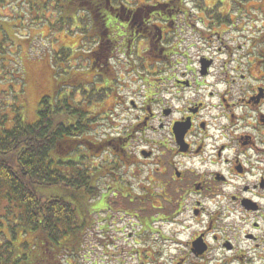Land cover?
Segmentation results:
<instances>
[{"label": "flooded vegetation", "instance_id": "flooded-vegetation-1", "mask_svg": "<svg viewBox=\"0 0 264 264\" xmlns=\"http://www.w3.org/2000/svg\"><path fill=\"white\" fill-rule=\"evenodd\" d=\"M192 16L190 10L178 9L168 16L147 14L138 24L145 32L150 28V35L154 33L152 25L158 27L152 46L155 50L161 47L160 53L141 57L144 61L152 64L178 55L176 65L184 68L178 67L177 74L166 78L170 83L157 86L171 98L156 99L158 93L152 89L156 87L150 83L143 103L129 101L139 115L123 135L114 136L123 138L125 147L98 149V153L110 152L127 167L119 173L103 170L96 184L92 181L98 189L94 198L100 203L99 211L105 213L98 220L100 229L106 233L109 223L121 220L114 216L117 212L135 217L129 235L136 264H264V80L258 78L250 84L245 74L237 80L228 70L237 60L245 64V41L243 45L225 44L220 38L223 32H230L227 22L212 15L207 31L210 36L217 35L224 47L194 59L198 67L209 60L205 74H200L198 67L191 68L190 55L175 52L180 42L166 35L172 33L176 38L181 25H193ZM197 18L201 22L200 14ZM129 21L126 16L120 22ZM193 30L200 35V29ZM221 54L222 68L213 72ZM258 60L263 61L260 79H264V55ZM245 77L246 82H239ZM108 88L113 89L111 85ZM175 101L180 102L178 107ZM155 102L163 103L157 112ZM137 130L143 143L151 145L139 153L129 151L128 145ZM165 130L168 138L153 137ZM132 167L147 168L144 182L132 183L134 175L128 170ZM106 208L114 215H107ZM151 209L157 213H147ZM103 239L97 241L105 249Z\"/></svg>", "mask_w": 264, "mask_h": 264}, {"label": "trees", "instance_id": "trees-1", "mask_svg": "<svg viewBox=\"0 0 264 264\" xmlns=\"http://www.w3.org/2000/svg\"><path fill=\"white\" fill-rule=\"evenodd\" d=\"M41 1L44 6L52 1V8L58 7L59 23L74 26L82 35L87 34L86 28H79L80 16L85 14L91 31L95 32L92 38L96 39L88 53L90 67L95 68L94 82L106 86L73 85L71 72L61 69L59 60L65 58L69 62L74 50L59 47L52 56L59 88L42 96L35 119L27 120L19 101L22 71L8 69L6 65L8 62L15 67L16 62L8 58L13 53L7 50L9 41L0 26V87L6 83L10 93L0 97V264H72L76 261L83 251L84 234L92 224L87 223L89 213L95 212L100 204L94 198L98 196V189L92 186V181L96 184L109 166L101 168L100 162L88 165L86 157H93L91 154H97L98 149L125 147L123 138L94 141L87 137L95 121L96 106L112 83L110 64L118 53L117 44L120 42L130 50L134 43L143 40L148 47L144 56L153 58L161 49L155 50L152 46L157 40L158 27L152 25L154 33L150 35V28L145 32L138 24L147 14L168 16L178 9L188 10L184 0H155L134 8L125 6V0ZM126 16L130 21L120 22ZM76 90L80 101L73 98ZM90 204L96 208L89 209ZM31 234L36 236L33 243ZM73 245L76 250L70 252Z\"/></svg>", "mask_w": 264, "mask_h": 264}, {"label": "rangeland", "instance_id": "rangeland-1", "mask_svg": "<svg viewBox=\"0 0 264 264\" xmlns=\"http://www.w3.org/2000/svg\"><path fill=\"white\" fill-rule=\"evenodd\" d=\"M157 1L161 2L164 0ZM154 2L155 0H125L124 5L134 8ZM184 3L186 9L193 14L190 20L193 25H181L175 33L176 38L173 37L172 33L166 36L171 41L180 42V48L175 49V52L182 55H190L192 65L188 66L191 68L198 67V63L194 59L198 58L201 53L210 55L214 48L224 47L220 40L216 38L217 35L210 36L207 31V28L210 27L208 23L211 20L214 18L216 20L222 19L227 22L225 27L230 30V32L226 31L221 34L222 38L220 39L225 44L232 46V41L235 44H242L245 41V64L237 60L231 67H227L228 70H232V74L237 80L240 79L241 74H245L250 84H254V80L258 78L259 80H264L260 79L263 73V61L258 60L263 58L264 55V0H224V2H219V0H184ZM53 6L52 1L49 4L46 2L44 6L41 0H0V26L9 41L7 50L13 53L8 55V58L16 62L15 67H12L8 62H6V65L8 69L15 71L20 68L22 71V93L19 101L22 104L27 120L35 119L36 108L40 98L45 94H52L59 88V84L54 78L57 73L52 67V65H55L52 56L59 51V47H70L74 50L72 60L69 62L65 58L59 60L62 61L60 62V68L71 72V83L73 85L94 86L95 84L96 87L104 85L99 81L94 82L95 68L90 67L88 53L94 46L96 39L92 38L95 32L91 31L87 17L85 14L80 16L81 25L79 28L87 29V34L82 35V33L76 31L77 29L74 26H66L59 23L58 7L52 8ZM209 9L211 12L213 10L214 13L211 14L214 18L207 17ZM218 11H223L224 14L221 16ZM199 14L202 16L201 22L197 18ZM52 23L54 24L53 26L51 25ZM193 27L200 29V35L193 30ZM85 36L89 37V39L86 38L87 40H84ZM142 43L137 41L130 50L123 48L120 42L117 44L118 53L114 54V59L112 64H110L112 66L111 78L113 80L110 85L114 90H110L96 106L95 121L87 135L92 140H103L104 137L117 136L118 133L123 135L130 125L135 124V119L139 115L138 112H135L136 110L130 107L129 101L133 100L138 104L143 103L148 84L151 83V86L156 88L164 84L167 85L170 81H166V78L171 74H177L178 67L184 68V66L176 65L175 59L178 58V55H171L168 60H160L151 66L141 58L139 54L141 49H137L141 47ZM144 47L145 45L143 44L141 48ZM183 58L185 57L183 56ZM223 59L224 54L217 56V64L214 66L213 72L222 68ZM246 77L245 81L239 82H246ZM14 85L16 89L19 87L17 82ZM0 89L3 92L0 97L10 96L6 83L1 84ZM154 93H158L157 96H154L156 99L171 98L170 93L159 91L158 88L157 90L155 89ZM116 97H118V100L115 103ZM73 98L75 101L81 100L77 90L74 92ZM161 104L155 102L154 111H159ZM174 105L178 107L180 102L175 101ZM105 110H108V113ZM165 119V122H167L168 118ZM134 133L137 134L128 144L129 151L139 153L141 149H147L151 146L143 143L141 132L137 130ZM146 134L150 135L149 132H146ZM153 137L157 140L168 138L166 130L155 134ZM158 147L154 150L156 154L159 153ZM109 154L110 152H99L97 158L94 156L92 158L86 157L85 163L97 165L100 162L103 163L100 164L102 165L101 168H104L106 164H110L111 166H108L107 169L116 170L117 173L127 170V167H124L122 163H119L115 157ZM146 169H139L138 167L128 169L134 175L133 184L137 185L140 179L144 182L145 179L143 177H145L144 172ZM106 182L109 183L110 180L107 179ZM127 206L130 207L129 205ZM95 208L94 205L90 204L89 209L93 210ZM106 209L107 215L113 214L111 209ZM81 210L80 208V213H82ZM148 212L157 213L156 210L152 209ZM89 214L90 217L87 223L92 222L93 225L87 231L86 240L83 237V247L85 249L83 248L84 250L79 253L76 261L72 262V264H136L137 258L132 251L134 242L129 235L135 227V217H128L119 212L115 215L113 214L117 219L120 216L122 219L109 223L110 228L108 232L104 233L100 229L101 223L98 220L103 218L105 213L100 212L96 208L95 212ZM4 231L9 236L7 230L5 229ZM35 238L36 236L31 234L30 240L32 243ZM99 238H105L103 239L106 245L105 249L97 241ZM19 239L23 238L19 236ZM72 250H76L75 245L69 249L70 252ZM35 253H38V251ZM39 258L41 259L42 256H39ZM63 260L64 258L61 257L60 262L62 263Z\"/></svg>", "mask_w": 264, "mask_h": 264}, {"label": "water", "instance_id": "water-1", "mask_svg": "<svg viewBox=\"0 0 264 264\" xmlns=\"http://www.w3.org/2000/svg\"><path fill=\"white\" fill-rule=\"evenodd\" d=\"M201 63H202V65H201V71H200V73L201 74H205L206 68L209 65V61H205V62L202 61ZM177 139L179 140V136L178 135H177Z\"/></svg>", "mask_w": 264, "mask_h": 264}]
</instances>
